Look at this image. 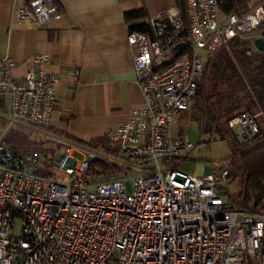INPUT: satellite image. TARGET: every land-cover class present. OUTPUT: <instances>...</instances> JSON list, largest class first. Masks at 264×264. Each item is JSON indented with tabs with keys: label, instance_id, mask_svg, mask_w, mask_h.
Here are the masks:
<instances>
[{
	"label": "built area",
	"instance_id": "2783aa9c",
	"mask_svg": "<svg viewBox=\"0 0 264 264\" xmlns=\"http://www.w3.org/2000/svg\"><path fill=\"white\" fill-rule=\"evenodd\" d=\"M16 1L18 24L40 27L63 17L60 0ZM184 1L187 29L181 11L170 9L149 20L147 32L128 34L144 105L107 136L119 164L49 133L61 83L48 70L49 55L35 56L21 81L13 76L15 62L0 59V101L10 129L28 125L60 147L52 175L44 176L46 156L12 149L10 129L0 133V264H264V212L235 202L228 190L232 166L202 176L173 170L195 147L170 133L171 123L191 111L211 59L233 40L253 45L264 27V2L240 16L228 11L232 0ZM227 126L243 142L261 132L248 112ZM97 160L120 173L93 181Z\"/></svg>",
	"mask_w": 264,
	"mask_h": 264
},
{
	"label": "crops",
	"instance_id": "0c3cea01",
	"mask_svg": "<svg viewBox=\"0 0 264 264\" xmlns=\"http://www.w3.org/2000/svg\"><path fill=\"white\" fill-rule=\"evenodd\" d=\"M60 2L63 17L37 27L16 22V0H0V59L15 62L13 76L21 81L35 56L49 55L48 70L61 81L49 133L88 142L108 136L144 105L127 42L132 27L179 8L177 0ZM135 12L144 18L130 21Z\"/></svg>",
	"mask_w": 264,
	"mask_h": 264
},
{
	"label": "trees",
	"instance_id": "16d2710c",
	"mask_svg": "<svg viewBox=\"0 0 264 264\" xmlns=\"http://www.w3.org/2000/svg\"><path fill=\"white\" fill-rule=\"evenodd\" d=\"M247 1L232 0L227 9L241 16L250 11ZM177 7L185 19V29H187L189 22L185 1L177 0ZM127 17L130 21L141 19L144 18V13H130ZM147 30L146 25L131 29L141 32ZM177 57V55L172 56L169 63ZM208 69L207 85L200 86L194 99L195 107L202 113L204 132L215 131L224 135L227 133L228 121L232 118L246 112L252 115L258 112L264 114V53L256 51L250 39L233 40L229 50L222 49L211 59ZM0 109L7 111L6 104L2 101H0ZM70 140L78 146L120 158L118 149L111 150L113 144L107 136L88 142ZM6 142L12 149L37 151L46 156L47 161L39 174L52 175V168L60 151L59 146L46 147L44 142L34 140L31 134L18 128L10 129ZM231 145L234 152L232 160L237 162V166L231 165L233 180L234 176L242 175L243 205L247 209L264 212V132L261 129L260 134L251 141L243 142L236 139ZM129 162L133 163V161ZM119 173L116 167L97 160L91 165L89 176L95 182H107L117 177Z\"/></svg>",
	"mask_w": 264,
	"mask_h": 264
},
{
	"label": "rangeland",
	"instance_id": "374dc122",
	"mask_svg": "<svg viewBox=\"0 0 264 264\" xmlns=\"http://www.w3.org/2000/svg\"><path fill=\"white\" fill-rule=\"evenodd\" d=\"M264 0H248L247 3L250 10L257 7L259 4L263 3ZM259 31L254 32V36H258ZM200 55L207 60L208 54L202 52ZM207 75L204 78L201 86L207 85V79L209 76V69ZM195 102L192 103L191 111L176 118L170 125V133L173 138L181 135V137L188 138V141L195 147V150L190 159L183 161H175L171 165L173 170L179 171L183 174L190 176H202L206 172H216L220 168L228 165L237 166V162L232 160L233 148L231 143L236 140L235 136L230 134L227 129V133L220 135L219 133L204 132L202 113L195 107ZM257 122L264 132V114L261 112L256 113ZM15 128L22 129L26 131L27 134H31V138L37 140L38 142H44L46 147L55 146L52 142L44 139L43 137L36 134L35 129L28 125L21 124L20 127L15 126ZM10 129L8 122V114L6 111L0 109V132L4 133ZM79 148L85 149L84 146H79ZM115 148L112 146L111 150ZM112 154V153H111ZM77 158L82 159L83 156L75 154ZM104 155V154H103ZM108 159L114 164L121 163V160L116 155H107ZM101 161V160H100ZM106 163L105 161H102ZM108 164V163H106ZM115 167V166H113ZM235 169V168H234ZM234 174V173H233ZM242 175L239 174L234 176V180L228 187V190L234 195L235 202L242 204ZM127 192H133V176L131 174L126 176ZM20 223L16 226V234L19 235Z\"/></svg>",
	"mask_w": 264,
	"mask_h": 264
},
{
	"label": "water",
	"instance_id": "95a60500",
	"mask_svg": "<svg viewBox=\"0 0 264 264\" xmlns=\"http://www.w3.org/2000/svg\"><path fill=\"white\" fill-rule=\"evenodd\" d=\"M259 32L260 34L254 39L253 45L258 52L264 53V27Z\"/></svg>",
	"mask_w": 264,
	"mask_h": 264
}]
</instances>
